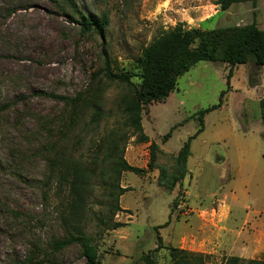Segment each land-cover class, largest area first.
<instances>
[{"label": "rangeland", "instance_id": "374dc122", "mask_svg": "<svg viewBox=\"0 0 264 264\" xmlns=\"http://www.w3.org/2000/svg\"><path fill=\"white\" fill-rule=\"evenodd\" d=\"M81 16L105 19L102 33L82 32ZM253 21L264 30V0L227 11L216 0H0V264H84L78 244L51 250L73 232L93 239L102 264L138 263L147 252L155 264L190 252L207 264L264 260V66H235L227 89V64L196 63L163 102L145 106L146 142L127 124L128 89L97 75L107 60L138 84L141 51L160 33ZM223 91L222 106L204 116L190 142L184 179L166 190L148 168L149 144L159 147L156 163L171 169L198 128L197 114ZM35 92L81 100L72 112ZM58 158L93 171L78 221L59 174L48 179ZM121 160L142 172L123 171Z\"/></svg>", "mask_w": 264, "mask_h": 264}, {"label": "trees", "instance_id": "16d2710c", "mask_svg": "<svg viewBox=\"0 0 264 264\" xmlns=\"http://www.w3.org/2000/svg\"><path fill=\"white\" fill-rule=\"evenodd\" d=\"M260 0H216V5L221 11H227L232 5L239 3H250L255 9ZM106 25V20L98 21L91 16H81V31L102 33ZM221 62L229 66L226 85L230 89V78L233 68L240 64L253 62L256 67L264 66V30L259 29L253 21L246 25L216 28L205 30L200 28L184 29L181 24L172 29L160 33L154 37L150 44L142 49L138 58L139 83H134L133 74L130 72L115 73L111 70L109 62L104 61V67L98 74H102L106 81L124 85L129 91V99L125 102L123 112L127 118V124L140 142H146L147 137L142 128V112L150 103L163 102L168 95L177 90V79L198 62ZM96 75V76H97ZM223 91L216 104L201 109L197 114L198 128L196 132L187 138L186 142L179 149L174 157L171 169L156 163L159 147L156 143L149 144L150 170H158V183L168 191H172L175 186L181 184L187 168L186 163L190 155V142L204 129V116L223 104ZM36 96L49 97L62 101L69 106L73 112L76 105L81 100V95L77 94L73 98L57 96L35 92ZM260 119L264 126V98L259 102ZM93 113V120L100 115L97 106ZM169 131L163 138L165 142L170 137ZM50 149H55L52 146ZM120 169L126 172L140 174L141 169L128 165L125 161H120ZM48 179H53L59 174L57 183L59 186H66L69 193V213L75 221L81 219L82 211L85 207L89 181L93 174L91 168L83 166L80 162L70 158H58L49 164ZM126 189H121L124 192ZM121 194V193H120ZM176 205V200L172 203ZM13 217H20V214L9 210ZM170 218L161 226L154 229L168 226ZM121 227L120 223H111L109 228L116 229ZM158 246L161 248V239L157 236ZM72 244H78L84 264H102L98 259L97 248L93 239L85 233H69L61 240L51 244V250L58 252ZM230 262L240 261L237 257L229 258ZM243 264H264V260H241ZM132 264H155L150 252L142 254L138 263ZM172 264H207L204 257L199 253H181L177 255Z\"/></svg>", "mask_w": 264, "mask_h": 264}, {"label": "crops", "instance_id": "0c3cea01", "mask_svg": "<svg viewBox=\"0 0 264 264\" xmlns=\"http://www.w3.org/2000/svg\"><path fill=\"white\" fill-rule=\"evenodd\" d=\"M259 70H260V67H259Z\"/></svg>", "mask_w": 264, "mask_h": 264}]
</instances>
